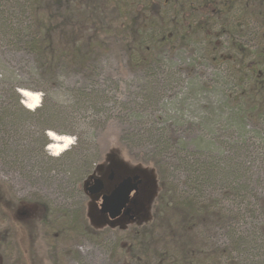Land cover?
Segmentation results:
<instances>
[{"label": "rangeland", "instance_id": "374dc122", "mask_svg": "<svg viewBox=\"0 0 264 264\" xmlns=\"http://www.w3.org/2000/svg\"><path fill=\"white\" fill-rule=\"evenodd\" d=\"M177 1L188 6L186 18L204 27V42L197 50L178 44L151 49L163 62L160 69L136 68L128 53L139 28L135 17L152 16L157 0H89L94 19L91 8L83 15L68 10L79 40L75 56L85 62L71 53L54 72L34 70L31 56L0 36V104L11 103L10 87L42 90V113L53 114L0 134V264H214L217 258L231 264V216L259 212L264 203V121L246 126L244 142L238 137L244 130L219 104L215 76L227 65L215 71L203 58L221 45L226 49L218 52L227 58L232 38L221 32V1L168 0L167 16ZM238 3L255 9L260 1ZM198 5L209 12L199 14ZM40 7L53 24L66 15L63 5ZM234 15L237 25L248 23L247 15ZM243 34L239 42L250 52L264 48V29ZM47 132L71 138L72 146L53 157ZM111 165L149 185L136 222H102L83 193L88 175L99 177ZM192 198L197 214L178 205L193 204ZM255 216L252 224L261 227L264 217ZM239 228L252 232L248 223ZM253 250L256 258L250 252L245 264H264V244Z\"/></svg>", "mask_w": 264, "mask_h": 264}, {"label": "trees", "instance_id": "16d2710c", "mask_svg": "<svg viewBox=\"0 0 264 264\" xmlns=\"http://www.w3.org/2000/svg\"><path fill=\"white\" fill-rule=\"evenodd\" d=\"M77 1L0 0V36L2 41L11 49L26 51L31 56L33 63L39 65V67L36 65L34 70L39 68L45 69V72L49 70L54 72L60 63L73 58L71 53H74L73 55L75 56L78 51L79 40L77 32H73V29H70L73 13L69 15L70 12L68 10H77L78 14L81 13L83 15L88 14L91 8L90 19L95 18L96 8L89 6V0H83V3L79 2L75 6ZM220 1V6L224 8L223 12H226V19L220 25L222 26L220 27L222 29L221 32L226 31L224 34L232 38L228 45L230 47L227 49V58H222L224 56L218 52L219 49H226L221 45L220 47L213 46L212 51L206 52V58L203 59L212 68L214 67L215 71L216 69L220 71V65L224 63L227 65L228 70L225 69L215 76V84L222 93V100L219 104L224 105L223 107L228 109L235 126L242 127L244 131L238 137L247 142L249 140L247 138L249 132L246 130V126L251 123L264 121V48L257 52H250L249 46L246 48L244 44L239 42V38L245 37V34L241 36L242 33L247 34L258 28L260 30L264 29V0H259L260 3L258 5L254 4L255 9L242 8V3H238V0ZM186 3L188 4V2ZM42 4H47V6L49 4L63 5L67 16L65 15L66 17L61 18L57 24H53V18L50 15H47L46 12L45 14L41 13L42 7L40 6ZM168 4V0H157L153 10H151L154 13L152 16L146 18L142 14V17H135L136 19L133 23L134 25L139 24V28H135L132 33L133 39L129 40L128 53L131 62L136 64V68L144 71L161 68L163 62L150 52L151 49L156 47L157 49H164L178 44L179 47L192 46L194 50L200 48L201 39L204 38V27L200 26L196 17L186 18L190 14V11H186L188 6H183L178 1L176 5L178 9L172 11L171 17L167 16L169 11L163 7ZM196 8L199 14H203V6L198 5ZM205 11L208 13L209 9L206 8ZM236 11L242 13L243 16L247 15L248 23L237 25V19H234ZM251 18L255 20V26L253 27L250 23ZM149 19L153 21L148 23ZM233 21L235 23H232ZM227 23H229L228 26L226 25ZM98 32H101V30L99 29ZM97 33L95 32L94 35ZM57 35L60 37L67 36L66 40L56 38L55 36ZM262 38L264 40V36ZM202 41L204 42L203 39ZM213 49L215 50L214 52ZM75 59L80 60L82 64L85 62L83 56L80 58L75 56ZM33 91L37 93L42 90L34 89ZM8 93L11 103H8V105L0 104V134L3 137L10 130H17L24 122L53 115L51 114V109L43 115L42 106H39L34 111L25 109L21 105V97L13 87L9 88ZM21 117L25 119L20 121ZM262 161H264V158ZM182 202L178 205L187 212L197 214L200 210V208H197L198 199L196 198H192L193 204L189 201ZM243 202L242 196L239 203L242 204ZM249 204L247 202V205ZM257 208L260 209L259 212L251 210L247 213H240L237 211L231 216L232 221L228 226V235L232 241L231 251L229 252L231 264H245L248 262L249 257L251 258L250 252L255 253L252 256L256 258L257 252L254 251L257 250H253V248L264 244V224L261 227H259V224H252L257 222L256 213H259V217H264V203L259 204ZM45 213L46 215L49 213L47 208H45ZM16 214L20 216L17 211ZM2 216H4L3 213ZM242 223L244 225L248 223L250 228H252V232L245 233L240 231L239 225ZM137 239H140V236ZM212 263L221 264L219 258L212 261Z\"/></svg>", "mask_w": 264, "mask_h": 264}, {"label": "flooded vegetation", "instance_id": "af4514ba", "mask_svg": "<svg viewBox=\"0 0 264 264\" xmlns=\"http://www.w3.org/2000/svg\"><path fill=\"white\" fill-rule=\"evenodd\" d=\"M122 170L124 169L118 165L108 166L99 177L88 175L89 180L83 185V193L91 200V206L95 209L93 213L106 224H130L138 221L139 201L146 193V187H149L143 185L140 176L120 173ZM117 206L122 208L119 215L111 220L110 211Z\"/></svg>", "mask_w": 264, "mask_h": 264}, {"label": "bare ground", "instance_id": "6f19581e", "mask_svg": "<svg viewBox=\"0 0 264 264\" xmlns=\"http://www.w3.org/2000/svg\"><path fill=\"white\" fill-rule=\"evenodd\" d=\"M20 95L24 98L23 106L25 109L29 111H34L40 106V95L38 93H31L27 91H19ZM51 142V144L46 148V150L53 156L57 157L60 156L62 153L67 151L69 147L72 146V140L69 137L66 136H56L55 134L51 132H47L46 135ZM54 137H60L62 139H54ZM69 141L67 147H64V141ZM53 145H57L60 148L59 152L53 151Z\"/></svg>", "mask_w": 264, "mask_h": 264}, {"label": "water", "instance_id": "95a60500", "mask_svg": "<svg viewBox=\"0 0 264 264\" xmlns=\"http://www.w3.org/2000/svg\"><path fill=\"white\" fill-rule=\"evenodd\" d=\"M19 91H26V90H21V89H19V90H17V93L20 95V93H19ZM27 92H29V91H27ZM21 96V95H20ZM22 97V96H21ZM23 102H24V98L22 97V101H21V104L23 105ZM54 134V133H53ZM46 135H47V133H46ZM57 136V135H56ZM50 145V144H49ZM48 145V146H49ZM121 208L122 207H120V206H117V207H115V208H113L111 211H110V219L111 220H113V219H115L118 215H119V211L121 210Z\"/></svg>", "mask_w": 264, "mask_h": 264}, {"label": "clouds", "instance_id": "9594fccd", "mask_svg": "<svg viewBox=\"0 0 264 264\" xmlns=\"http://www.w3.org/2000/svg\"><path fill=\"white\" fill-rule=\"evenodd\" d=\"M54 139L59 140V139H62V138H60V137H54ZM68 143H69V141L65 140L64 141V147H67ZM53 151L54 152H59L60 151V148L57 145H53Z\"/></svg>", "mask_w": 264, "mask_h": 264}]
</instances>
